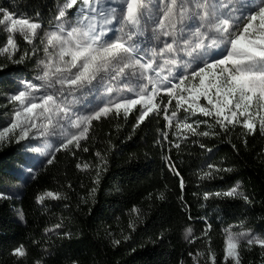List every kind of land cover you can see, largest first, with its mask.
<instances>
[{
	"label": "trees",
	"instance_id": "16d2710c",
	"mask_svg": "<svg viewBox=\"0 0 264 264\" xmlns=\"http://www.w3.org/2000/svg\"><path fill=\"white\" fill-rule=\"evenodd\" d=\"M65 1L0 0V9L15 18L42 24L32 44L13 33L17 48L9 47V53L3 52L9 33L6 25L0 26V131L15 115L10 98L18 85L38 74L37 61L45 59L46 33L58 23L55 18ZM82 7L78 0L69 15ZM25 53L24 61L16 63ZM200 103L206 102L201 98ZM166 104L167 97L158 98L159 111L139 127L140 106L127 118L113 111L92 121L79 147L74 142L67 149L40 151L27 175L20 172L27 161L25 151L6 136L0 142L4 197L0 198V264H196L189 252L197 251L205 253L199 264H212L209 247L217 264H224L228 231L240 240L241 264H264L263 248L255 244L248 248L246 243L253 236L264 238V134L259 124L254 132L242 124L228 125L224 131L214 118L177 111L175 101L167 114L171 118L177 111V116L169 122L164 118ZM205 120L208 123H200L197 133L208 131L209 136L183 129L184 122L195 127ZM53 153V163L48 164ZM97 153L106 160L98 184L94 182L101 164ZM209 164L230 171H214L211 178L201 179ZM234 187L238 194L233 197L215 195ZM39 196L44 199L38 201ZM130 222L135 223L134 230ZM206 225H211L210 245L203 235ZM241 232L246 235L239 237ZM117 240L119 244L114 243ZM20 246L24 257L13 255ZM228 264L234 261L229 258Z\"/></svg>",
	"mask_w": 264,
	"mask_h": 264
},
{
	"label": "snow or ice",
	"instance_id": "6c2138e0",
	"mask_svg": "<svg viewBox=\"0 0 264 264\" xmlns=\"http://www.w3.org/2000/svg\"><path fill=\"white\" fill-rule=\"evenodd\" d=\"M77 4L78 0H66L59 10L55 18L57 30L46 33L45 59L37 61L41 74L35 79L42 83L28 82L27 91L22 90L11 96V101L19 102L22 110L16 111L15 119L0 131V140L14 136L19 143L33 135L54 136L57 135L54 121L57 124L65 121L77 129V134L60 144L57 151L67 149L74 142L79 147V141L86 138L91 122L113 111L117 116L122 112L127 118L140 106L136 124L139 127L151 113L159 111L155 100L160 93L169 97V104L164 105V118L169 122L177 116V111L183 109L189 116L199 113L206 118H214L224 131H227L228 125L242 124L244 129L254 132L258 118L259 131L264 134V0H258V3L256 0H82L81 13L69 20L67 12ZM241 9L247 10L248 14L243 15ZM237 12L240 14L237 15ZM0 15L3 17L0 26L6 25L9 33L4 53H9V47L13 51L17 48L13 33L21 34L24 40L32 44L37 30L42 28L41 23L15 18L5 9H0ZM114 22H118V28L112 27ZM114 31L119 35L110 38L109 34ZM149 31L147 40L155 42L158 51L153 49L150 52L136 39L144 37ZM50 48L56 51L52 52ZM220 49L226 54L219 59L213 58L212 53ZM181 53L193 60L202 57L199 60L202 66L191 70L194 65L182 59ZM27 55L25 53L15 62L22 63ZM158 58L161 60L159 64ZM181 71L184 74L180 75ZM123 81L127 82L122 87L113 86L114 82ZM41 87L53 90L52 94L41 96L38 103L32 102L36 99L32 92ZM124 92L134 93L135 98H126L122 94ZM76 93L82 96L99 93L98 99L103 106L73 120V109L62 98L66 94L72 96ZM201 98L205 104L200 103ZM173 99L177 111H173L170 118L167 113ZM200 123L207 124L208 121L196 122L195 127L184 122L183 129L192 135L209 136L208 131L197 133ZM164 138L167 139V133ZM97 156L101 164L97 166L94 182L98 184L100 169L106 160L100 153ZM54 158L53 153V158L48 159L47 163L52 164ZM170 159L166 158L170 170L175 172V165L170 163ZM88 167L84 165V168ZM208 169L201 179L211 178L214 171H230L212 164L208 165ZM176 175L179 176V172ZM237 194L235 187L215 193L218 197ZM46 195L58 198L53 192ZM239 195L248 202L246 195ZM208 196L206 193L205 199ZM0 198H4L2 193ZM37 199L42 201L44 197ZM55 227L60 228L61 225ZM129 227L134 230L136 225L130 222ZM210 228L211 225H206L203 232L205 237H208ZM192 231L191 227L187 229L189 234ZM64 235L70 236V233ZM238 235L244 237L246 233ZM208 242L210 245V237ZM114 243L119 244L120 241ZM246 243L248 248L254 244L264 248V238L258 236L247 239ZM239 247L237 234L228 231L223 241L224 264H228L229 258L234 264H241ZM13 255L24 257L26 251L20 246L13 250ZM204 255L201 251L195 255L189 252L196 264ZM208 259L212 264H217L216 254L210 247Z\"/></svg>",
	"mask_w": 264,
	"mask_h": 264
},
{
	"label": "rangeland",
	"instance_id": "374dc122",
	"mask_svg": "<svg viewBox=\"0 0 264 264\" xmlns=\"http://www.w3.org/2000/svg\"><path fill=\"white\" fill-rule=\"evenodd\" d=\"M256 2L258 3V0H256ZM66 3V1H65ZM64 3V4H65ZM241 12H243V15H247L248 11L241 9ZM81 13V9L80 12L74 13L73 15H69V13L67 12V18L69 20H73L74 17H77L79 14ZM240 12H237V15H239ZM113 28H118L119 24L118 22H114V24L112 25ZM57 30L55 25L51 27L50 31H54ZM110 38L114 37L116 35H119L118 32H112L109 34ZM150 35V31L145 33L144 37H137L136 39L142 44L143 47H146L149 49V51L151 52V50L155 49L158 51V49L155 48V42L149 41L147 40V37ZM162 46V45H161ZM55 49H52V52H55ZM226 54V52L223 49H220L218 51H216L215 53H212L213 58L215 59H219L222 58V55ZM182 59H184L186 62L191 61V63L194 65V67L191 70H195V67H199L202 66L199 63V60L202 59V57H198L197 59L193 60L192 57H188L187 55H185L184 53L180 54ZM161 62L160 58H158L157 63L159 64ZM210 62V61H209ZM41 74L40 70L38 71L39 75ZM166 74V73H165ZM180 75L184 74L182 71L179 72ZM36 75V76H37ZM35 76V77H36ZM35 77H33V79H29L27 81H23L24 85L19 84L15 95L19 93V91H27L26 89V84L28 82H33L37 85H40L42 82L41 81H37L35 79ZM127 81H123V82H114L113 86L114 87H122L123 83H126ZM178 82V81H175ZM138 91V89L136 90ZM150 91V89H149ZM53 90L51 89H47L44 87L39 88L37 91L32 92V96L35 97L36 99L32 102H39V98L43 95H47V94H52ZM126 98H135L134 93H129V92H124L122 93ZM116 94L114 93L113 96H115ZM99 93H91L87 96H82L80 93H76L72 96H65L64 99V103L65 104H70L74 115L72 117V119L74 120L76 118V116L79 115H88L91 114V111L94 110H98L99 107L103 106V103L101 102L100 99H98ZM164 97L168 98V102H169V97L167 96V94L165 93H160V95L156 98L155 103L158 104V98L159 99H163ZM172 101H175L174 99ZM176 103V101H175ZM14 108H15V112L18 110H22L19 102H15V104H13ZM15 114V113H14ZM262 115H264V113H262ZM15 119V115L13 118L9 119L6 127L12 122V120ZM243 120V118H240ZM44 123H47V121H44ZM256 124H259V119L257 118L255 120ZM180 124V123H179ZM54 125H55V131L57 133V135H48L45 137H36L35 135H33L31 138L26 139L23 142H17L14 136H8V140L11 141L12 143H14L17 146H20L26 153L25 157L27 158V161L25 163L24 166L21 167L20 172L24 175H27L30 170H32V160L37 158V153H39L40 151H43L44 154H48L50 148H57L60 146V144L64 143L67 139L71 138V135H75L77 134V129L73 128L70 126V122H65V121H59V123L57 124L54 121ZM60 125H64L63 128L60 127ZM18 132V130H17ZM2 140H0L1 142ZM36 149H40L39 151H36ZM260 252H262V254H264V248L260 250Z\"/></svg>",
	"mask_w": 264,
	"mask_h": 264
}]
</instances>
